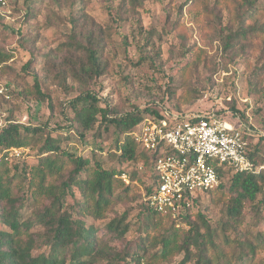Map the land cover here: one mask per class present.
I'll return each mask as SVG.
<instances>
[{"label":"trees","instance_id":"obj_1","mask_svg":"<svg viewBox=\"0 0 264 264\" xmlns=\"http://www.w3.org/2000/svg\"><path fill=\"white\" fill-rule=\"evenodd\" d=\"M257 1H216L220 11L224 7L228 11L227 25L223 27L221 14L217 18L219 32H215L226 53H245L259 47L264 55V7ZM72 23L67 41L44 56L64 88L68 89L71 80L84 91L70 104L79 128L71 124L68 129L84 139L96 127L107 133L113 128L114 145L109 152L93 150L90 157H85L78 152L72 136L60 140L53 138L47 128L20 124L13 115L9 118L8 125L0 130V264H264L260 257L263 234L254 239L242 235L246 207L254 205L259 196L264 197V171L256 175L222 174L220 186L206 194L211 203L226 205L224 223L213 226L202 214L204 198L197 200L190 213L177 219L155 211L143 198L152 195L158 186L154 173L157 155L144 151L129 134L146 120H162L163 110L136 108L123 115L116 108H98L90 87L108 73L104 33L83 35L77 20L72 19ZM195 49L196 45L190 52ZM14 60V51L0 47V77L11 70L9 65ZM210 60L206 51L199 49V57L192 56L184 64L189 75L185 78L191 79L204 62L208 67ZM33 67L34 63H28L25 73ZM260 73H264V65ZM260 77L255 74L256 79ZM20 86L17 93L23 101L49 103L37 77L33 76L32 85L22 79ZM6 91L0 101L8 102ZM199 93L190 90L178 99L174 109H167L184 114L182 108L197 100ZM241 117L249 119L244 113ZM250 129H254L251 123L241 132L248 156L257 166H264V138ZM11 149L32 150L37 162L10 158ZM131 165H141L149 184L143 182L139 171L128 173L126 168ZM225 179H229L226 184ZM25 204L33 211L27 221L20 215ZM130 204L139 208L140 232L119 250L109 241H123L130 232L128 214L106 226L107 240L101 239L95 222L106 220L118 206ZM35 228L43 232L35 234Z\"/></svg>","mask_w":264,"mask_h":264},{"label":"rangeland","instance_id":"obj_2","mask_svg":"<svg viewBox=\"0 0 264 264\" xmlns=\"http://www.w3.org/2000/svg\"><path fill=\"white\" fill-rule=\"evenodd\" d=\"M216 1L8 0L7 7L0 6V47L14 51L15 60L10 63L11 70L6 76L0 77V90H5L0 96L5 97L6 90L10 95L8 102L0 101L2 128L13 115V120L20 124L47 128L53 138L62 140L72 136L78 152L85 157H90L93 150L104 154L113 148V128L107 133L99 132L96 127L87 132L84 139L69 131L71 124L79 128L70 104L83 96V88L71 80L67 82L68 89L64 88L44 57L67 41L73 30L72 19H75L83 35L104 33L108 73L90 87L98 108H116L123 115L135 112L136 108L140 111L174 109L182 95L198 90L197 100L182 108L185 115L215 114L217 120L235 126L242 123L250 127L251 123L252 130L260 134L264 121V73H260L264 55L259 47L245 53L224 51L220 36L215 32H219L217 18L221 14L223 27L227 25L228 11L226 7L220 11ZM231 2L237 4L238 0ZM257 4L264 7V0H258ZM195 45L196 49L190 52ZM199 49L205 50L211 58L209 65L205 67L204 62L191 79L185 78L189 75L184 71V64L192 56L197 59ZM30 62L34 67L26 74L24 68ZM255 74L262 77L256 79ZM33 76L40 80L49 103L23 101L18 96L22 79L32 85ZM251 104L253 112H250ZM232 107L240 113L234 112ZM243 113L249 117L248 121L241 117ZM29 152L26 162L36 163L35 154L32 150ZM112 166L117 165L107 167ZM126 170L128 173L139 171L143 182L149 184L150 179L144 177L141 165H131ZM228 181L225 179L224 183ZM201 207L211 225L226 222L225 204L215 205L205 196ZM138 213L136 204L118 206L106 220L95 222V227L100 230L101 239L107 240L106 226L128 214L130 232L123 241H109L123 250L139 236ZM32 214L29 204L20 210L23 221L29 220ZM245 214L242 235L250 239L258 234L264 236V197L259 196L254 205L247 206ZM32 232L42 233L43 229L35 228ZM260 254L264 260V251Z\"/></svg>","mask_w":264,"mask_h":264},{"label":"built area","instance_id":"obj_3","mask_svg":"<svg viewBox=\"0 0 264 264\" xmlns=\"http://www.w3.org/2000/svg\"><path fill=\"white\" fill-rule=\"evenodd\" d=\"M7 5L8 0H0L2 8ZM4 92L1 89L0 95ZM244 128L242 123L235 126L219 121L215 114L185 115L166 108L162 120H146L129 134L144 151L157 155L154 173L158 186L143 201L158 213L177 219L190 213L199 198L203 200L217 189L222 174L256 175L264 171V166H257L248 156L241 133ZM259 135L264 138L263 131ZM29 154L27 149L9 151L10 158L22 160Z\"/></svg>","mask_w":264,"mask_h":264}]
</instances>
